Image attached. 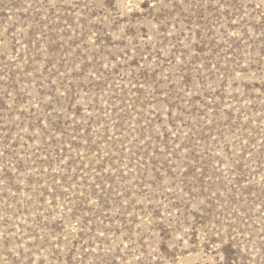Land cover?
I'll return each mask as SVG.
<instances>
[{"label":"rangeland","instance_id":"374dc122","mask_svg":"<svg viewBox=\"0 0 264 264\" xmlns=\"http://www.w3.org/2000/svg\"><path fill=\"white\" fill-rule=\"evenodd\" d=\"M0 264H264V0H0Z\"/></svg>","mask_w":264,"mask_h":264}]
</instances>
